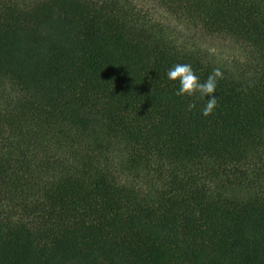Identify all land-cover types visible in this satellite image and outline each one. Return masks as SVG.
I'll use <instances>...</instances> for the list:
<instances>
[{
  "label": "trees",
  "instance_id": "trees-1",
  "mask_svg": "<svg viewBox=\"0 0 264 264\" xmlns=\"http://www.w3.org/2000/svg\"><path fill=\"white\" fill-rule=\"evenodd\" d=\"M0 264H264V0H0Z\"/></svg>",
  "mask_w": 264,
  "mask_h": 264
},
{
  "label": "clouds",
  "instance_id": "clouds-1",
  "mask_svg": "<svg viewBox=\"0 0 264 264\" xmlns=\"http://www.w3.org/2000/svg\"><path fill=\"white\" fill-rule=\"evenodd\" d=\"M167 77L171 81L179 82V89L175 93L177 96L199 94L201 98L207 97V103L202 109V114L207 117L213 113L218 104V97L215 95L218 78H222L219 68L214 69L208 78L201 82L190 64L177 63L168 70ZM194 107V103L189 105V109Z\"/></svg>",
  "mask_w": 264,
  "mask_h": 264
},
{
  "label": "rangeland",
  "instance_id": "rangeland-1",
  "mask_svg": "<svg viewBox=\"0 0 264 264\" xmlns=\"http://www.w3.org/2000/svg\"><path fill=\"white\" fill-rule=\"evenodd\" d=\"M214 47L216 50L219 51L222 55H231V49L227 47L225 44H222L220 42L214 43Z\"/></svg>",
  "mask_w": 264,
  "mask_h": 264
}]
</instances>
